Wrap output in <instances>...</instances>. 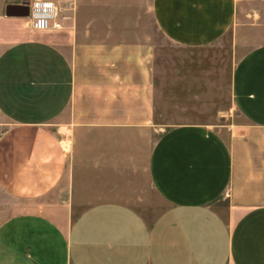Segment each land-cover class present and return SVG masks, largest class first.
<instances>
[{
	"label": "crops",
	"instance_id": "0c3cea01",
	"mask_svg": "<svg viewBox=\"0 0 264 264\" xmlns=\"http://www.w3.org/2000/svg\"><path fill=\"white\" fill-rule=\"evenodd\" d=\"M52 1L59 30L0 0V190L15 202L0 264H264V0ZM156 31L245 52L229 78L245 123L155 137L191 89L164 93Z\"/></svg>",
	"mask_w": 264,
	"mask_h": 264
},
{
	"label": "rangeland",
	"instance_id": "374dc122",
	"mask_svg": "<svg viewBox=\"0 0 264 264\" xmlns=\"http://www.w3.org/2000/svg\"><path fill=\"white\" fill-rule=\"evenodd\" d=\"M158 43H161L160 68L163 81L167 84L164 93L170 94L172 81L180 80L191 89L189 97H184L183 105L164 104V118L155 123V137L168 128L182 123H204L228 136L230 127L245 123L246 119L234 106L229 78L233 63L245 52H185L182 47L175 46L158 32L155 33ZM231 35H226L218 43L209 46L210 50L228 51L231 47ZM183 51V52H181ZM191 93L193 95L191 96ZM169 96L168 100H170ZM5 119V118H3ZM15 203L0 190V224L10 214L11 205ZM23 206V202H18Z\"/></svg>",
	"mask_w": 264,
	"mask_h": 264
},
{
	"label": "built area",
	"instance_id": "2783aa9c",
	"mask_svg": "<svg viewBox=\"0 0 264 264\" xmlns=\"http://www.w3.org/2000/svg\"><path fill=\"white\" fill-rule=\"evenodd\" d=\"M64 15L56 2L52 0H31L29 2V19L35 30H59L64 27ZM43 21V26L39 22Z\"/></svg>",
	"mask_w": 264,
	"mask_h": 264
},
{
	"label": "water",
	"instance_id": "95a60500",
	"mask_svg": "<svg viewBox=\"0 0 264 264\" xmlns=\"http://www.w3.org/2000/svg\"><path fill=\"white\" fill-rule=\"evenodd\" d=\"M29 0H24L22 4L15 5L10 4L6 8V14L8 16H24L29 17Z\"/></svg>",
	"mask_w": 264,
	"mask_h": 264
},
{
	"label": "clouds",
	"instance_id": "9594fccd",
	"mask_svg": "<svg viewBox=\"0 0 264 264\" xmlns=\"http://www.w3.org/2000/svg\"><path fill=\"white\" fill-rule=\"evenodd\" d=\"M38 3H39V0H37V6H38ZM39 24H40V26H43L44 22L40 21Z\"/></svg>",
	"mask_w": 264,
	"mask_h": 264
}]
</instances>
